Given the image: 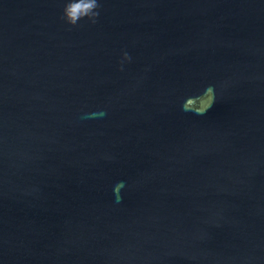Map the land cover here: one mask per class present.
Instances as JSON below:
<instances>
[{
  "label": "water",
  "instance_id": "95a60500",
  "mask_svg": "<svg viewBox=\"0 0 264 264\" xmlns=\"http://www.w3.org/2000/svg\"><path fill=\"white\" fill-rule=\"evenodd\" d=\"M68 2L0 0V264H264V0Z\"/></svg>",
  "mask_w": 264,
  "mask_h": 264
},
{
  "label": "clouds",
  "instance_id": "9594fccd",
  "mask_svg": "<svg viewBox=\"0 0 264 264\" xmlns=\"http://www.w3.org/2000/svg\"><path fill=\"white\" fill-rule=\"evenodd\" d=\"M98 7L99 4L97 3V0H69L65 6L64 15L67 22L72 25H75L80 19L86 17L91 18L94 21V18L99 15V13L95 11ZM125 56L127 58V53H125ZM206 92L211 94L213 90L209 87ZM184 108L188 110L185 104Z\"/></svg>",
  "mask_w": 264,
  "mask_h": 264
}]
</instances>
